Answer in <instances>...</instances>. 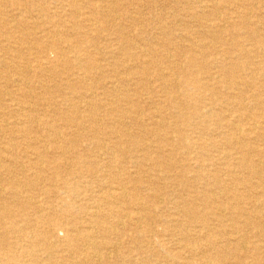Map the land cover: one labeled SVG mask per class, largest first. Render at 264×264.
Listing matches in <instances>:
<instances>
[{
  "label": "rangeland",
  "instance_id": "obj_1",
  "mask_svg": "<svg viewBox=\"0 0 264 264\" xmlns=\"http://www.w3.org/2000/svg\"><path fill=\"white\" fill-rule=\"evenodd\" d=\"M14 1L0 4V127L7 131L0 153H14L20 172L12 179L0 173V264H85L84 256L72 255L75 241L66 240L72 226L83 234L96 229L93 245L104 261L92 257L96 262L88 264H264V75L248 68L252 62L264 68V0H108L104 10L96 6L100 0ZM74 44L78 51H69ZM231 59L243 68L226 69ZM83 72L87 82L79 78ZM68 100L78 105L77 116ZM114 108L120 111L112 114ZM57 145L71 155L60 157ZM255 150L260 157L251 155ZM37 153L57 172L47 170L40 180L22 171L20 165L38 162ZM244 156L261 164L250 182L251 170L238 168ZM220 188L245 197L236 200L238 211L224 193L212 195ZM120 189L149 205L150 214L133 201L120 203L125 215L109 217L117 232L111 240L93 224L92 199ZM116 197H109L115 205ZM205 209L215 216L210 222ZM109 212L101 204L99 215Z\"/></svg>",
  "mask_w": 264,
  "mask_h": 264
},
{
  "label": "bare ground",
  "instance_id": "obj_2",
  "mask_svg": "<svg viewBox=\"0 0 264 264\" xmlns=\"http://www.w3.org/2000/svg\"><path fill=\"white\" fill-rule=\"evenodd\" d=\"M5 0H0V4H2L3 2H4ZM20 0H16V1H14V3L15 4H18V2H19ZM108 0H100L98 3H97V7L100 9V10H104V9H106L107 8V6H103V3H105V2H107ZM211 1H213V0H211ZM34 3V2H33ZM86 3V2H85ZM202 3V2H201ZM235 3V2H234ZM254 3V2H253ZM31 4V3H30ZM84 4V3H83ZM96 4V3H95ZM226 4V3H225ZM74 5V4H73ZM227 5V4H226ZM248 6V5H247ZM250 6V5H249ZM256 6H257V4H256ZM58 7V6H57ZM242 7H244V6H242ZM45 8V7H44ZM236 8V7H235ZM238 8V7H237ZM250 8V7H249ZM233 9V8H232ZM239 9H240V7H239ZM52 10V9H51ZM242 10V9H241ZM246 11V10H245ZM1 12V11H0ZM61 12V11H60ZM201 12H202V10H201ZM241 12V11H240ZM70 13V12H69ZM233 13H235V12H233ZM236 13H238V12H236ZM250 13V12H249ZM62 14V13H61ZM66 14H68L67 12H66ZM216 14V13H215ZM219 14V13H218ZM250 14H252V13H250ZM241 15H242V13H241ZM253 15V14H252ZM77 16H78V13H77ZM87 16V15H86ZM217 16V15H216ZM236 17H237V15H235ZM245 16V15H244ZM88 17V16H87ZM94 18V17H93ZM214 18V17H213ZM238 18V17H237ZM46 19V18H45ZM216 19V18H215ZM219 19V18H218ZM225 19H227L226 17H225ZM247 19H248V17H247ZM0 20H1V18H0ZM91 20V19H90ZM234 20V19H233ZM252 20V19H251ZM254 20V19H253ZM262 20V19H261ZM61 21V20H60ZM63 22H64V20H62ZM112 21V20H111ZM232 21V20H231ZM1 22V21H0ZM240 22V21H239ZM255 22H257V21H255ZM262 22H263V20H262ZM73 23V22H72ZM79 23H81V22H79ZM110 23H112V22H110ZM247 23H248V21H247ZM251 23V22H250ZM91 24V23H90ZM95 24H98V23H95ZM252 24V23H251ZM263 24V23H262ZM85 25V24H84ZM108 25V24H107ZM248 25H250V24H248ZM261 25V24H260ZM97 26V25H96ZM259 26V25H258ZM80 27V26H79ZM88 27V26H87ZM90 27V26H89ZM221 27V26H220ZM84 28V27H83ZM82 28V29H83ZM119 28V27H118ZM223 28V27H222ZM52 29V28H51ZM114 30V29H113ZM71 31H72V28H71ZM74 31V30H73ZM81 31V30H80ZM79 31V32H80ZM48 32V31H47ZM68 32V31H67ZM81 33V32H80ZM88 33V32H87ZM256 33V32H255ZM19 34H20V32H19ZM78 34V36L79 37H81L82 35L81 34H79V33H77ZM42 35V34H41ZM75 35V34H74ZM9 36V35H8ZM2 37V36H1ZM23 37V36H22ZM30 37V36H29ZM62 37H63V35H62ZM61 37V38H62ZM121 37V36H120ZM222 37V36H221ZM46 38V37H45ZM72 39V38H71ZM104 39V38H103ZM182 39V38H181ZM223 39V38H222ZM85 40V39H84ZM123 40V39H122ZM236 40V39H235ZM8 41V40H7ZM12 41V40H11ZM32 41H34V40H32ZM62 41V40H61ZM124 41V40H123ZM171 41V40H170ZM10 42V41H9ZM85 42V41H84ZM12 42H10V44H11ZM130 43H132V42H130ZM174 43V42H173ZM173 43H171V44H173ZM57 44V43H56ZM151 44V43H150ZM153 44V43H152ZM89 45V44H88ZM149 45V44H148ZM163 45V44H162ZM35 46V45H34ZM94 46V45H93ZM127 46H128V44H127ZM160 46V45H159ZM15 47V46H14ZM129 47V46H128ZM185 48V47H184ZM50 50H54L53 49V47L52 48H49ZM16 50V49H15ZM30 50V49H29ZM68 50L69 51H72V52H77L78 51V44H74V45H70L69 46V48H68ZM88 50V49H87ZM126 50V49H125ZM161 50V49H160ZM170 50V49H169ZM172 50V49H171ZM185 50V49H184ZM230 50V49H229ZM18 51H19V49H18ZM31 51V50H30ZM43 51V50H42ZM130 51H131V49H130ZM133 51V50H132ZM135 51H138V50H135ZM29 52V51H28ZM92 52V51H91ZM140 52V51H139ZM151 52V51H150ZM150 52L148 53V54H150ZM181 52V51H180ZM216 52V51H215ZM41 53H43V54H46L47 53V51H43V52H41ZM93 53V52H92ZM128 53H130L129 51H128ZM128 53H126L127 55H128ZM169 53V52H168ZM167 53V54H168ZM251 53V52H250ZM36 54V53H35ZM94 54V53H93ZM125 54V55H126ZM134 54V53H133ZM136 54V53H135ZM147 54V55H148ZM218 54V53H217ZM29 55H31L30 54V52H29ZM67 55H69L68 53H67ZM96 55V54H95ZM99 55V54H98ZM121 55V54H120ZM143 55V54H142ZM145 55V54H144ZM169 55H171V54H169ZM76 56V55H75ZM83 56V55H82ZM130 56V55H129ZM146 56V55H145ZM158 56H159V54H158ZM32 57H34V56H32ZM85 57V56H84ZM148 57H149V55H148ZM151 57V56H150ZM169 57V56H168ZM167 57V58H168ZM255 57V56H254ZM77 58V57H76ZM79 58H80V56H79ZM97 58V57H96ZM160 58V57H159ZM185 58V57H184ZM257 58V57H256ZM70 59H72V57H70ZM99 59V58H98ZM128 59V58H127ZM91 61V60H90ZM104 61V60H103ZM171 61V60H170ZM174 61V60H173ZM172 61V62H173ZM187 61H188V63H190L191 65H193L195 62H196V59L192 56V57H188L187 58ZM204 62V61H203ZM233 61H232V59H231V64H230V67H225L226 69H232V70H234V69H236V70H241L242 68H243V64H240V63H238V62H234V63H232ZM59 63H60V61H59ZM167 63H168V61H167ZM54 64V63H53ZM153 64V63H152ZM234 65V66H233ZM260 65H261V63H254V62H252V63H250L249 64V66H248V68L249 69H260V70H262L263 71V75H264V68H260ZM98 66V65H97ZM119 66V65H118ZM137 66V65H136ZM183 66V65H182ZM93 67V66H92ZM100 67V66H99ZM126 67V66H125ZM67 68V67H66ZM95 68V67H94ZM116 68V67H115ZM127 68V67H126ZM196 68V67H195ZM215 68V67H214ZM123 69V68H122ZM162 69V68H161ZM246 69V68H245ZM163 70H165V69H163ZM166 70H168V69H166ZM173 70H175V69H173ZM193 70V69H192ZM197 70V69H196ZM229 70V71H230ZM190 71V70H189ZM217 71V70H216ZM125 72V71H124ZM168 72V71H167ZM178 72H180V70L178 71ZM178 72H176V73H178ZM191 72V71H190ZM193 72V71H192ZM200 72V71H199ZM231 72V71H230ZM248 72V71H247ZM126 73V72H125ZM234 73V72H233ZM256 73V72H255ZM78 74V73H77ZM167 74V73H166ZM170 74V73H169ZM172 74V73H171ZM179 74V73H178ZM197 74V73H196ZM227 74H229V73H227ZM126 75H127V73H126ZM174 75V74H173ZM223 75V74H222ZM43 76V75H42ZM77 76V75H76ZM134 76H136V75H134ZM175 76H177V75H175ZM187 76V75H186ZM221 76V75H220ZM252 76H255V75H252ZM45 77V76H44ZM184 77V76H183ZM188 77V76H187ZM248 77V76H247ZM79 78L82 80V81H84V82H87V80H88V74L86 73V72H83V73H81V75H79ZM146 78H147V76H146ZM178 78V77H177ZM191 78H193V77H191ZM220 78V77H219ZM144 79V78H143ZM27 80V79H26ZM178 80V79H177ZM131 81V80H130ZM129 81V83H131ZM179 81H180V79H179ZM195 83H197L196 81H194ZM250 82V81H249ZM17 83V82H16ZM20 83L21 82H18L17 83V85H18V87L20 88V87H22L21 85H20ZM191 84H192V82H190ZM235 83V85L237 86V87H239L240 88V86H243L244 84H242V83H240V82H237V81H235L234 82ZM87 85H89V86H93L92 84H89V83H86ZM151 84V83H150ZM176 84H178V83H176ZM175 84V85H176ZM201 84V83H200ZM206 84H209V83H206ZM211 84V83H210ZM9 85V84H8ZM11 85V84H10ZM179 85V84H178ZM247 85V84H246ZM1 86V85H0ZM12 86V85H11ZM115 86V85H114ZM213 86V85H212ZM86 87V86H85ZM176 87H178V86H176ZM214 87H217V86H214ZM229 87V86H228ZM227 87V88H228ZM146 88H149V87H146ZM195 88H197V87H195ZM204 88V87H203ZM227 88H226V90H227ZM248 88V87H247ZM93 89V88H92ZM92 89H90V91L92 90ZM98 89H101V88H96L95 90H93L92 92H94V91H96V90H98ZM145 89V88H144ZM237 89V88H236ZM245 89V88H244ZM56 90V89H55ZM238 90V89H237ZM108 92H109V90H107ZM114 91L116 92L117 91V89H114ZM143 91V90H142ZM165 91V90H164ZM193 91V90H192ZM16 92V91H15ZM30 92V91H29ZM39 92V91H38ZM63 92V91H62ZM138 92V91H137ZM145 92V91H144ZM235 92V91H234ZM2 93V92H1ZM19 93V92H18ZM17 93V94H18ZM65 93V92H64ZM142 93V92H141ZM7 94V93H6ZM8 94H9V92H8ZM7 94V95H8ZM28 94H31V93H28ZM62 94V93H61ZM101 94H103V93H101ZM113 94H114V92H113ZM140 94V93H139ZM222 94V93H221ZM245 94V93H244ZM85 95H86V97H87V99H85V102H86V105L89 107V109L91 108V109H93L94 111H95V106L97 105V103L95 102V100L94 99H92L91 98V96L89 95V94H87V93H85ZM152 95V94H151ZM173 95V94H172ZM229 95V94H228ZM239 95V94H238ZM247 95V94H246ZM65 96V95H64ZM70 96V95H69ZM68 96V97H69ZM101 96V95H100ZM170 96V95H169ZM222 96V95H221ZM245 96V95H244ZM258 96V95H257ZM17 97V96H16ZM59 97V96H58ZM63 97V96H62ZM67 97V98H68ZM73 97V96H72ZM71 97V98H72ZM96 97H98V96H96ZM168 97V96H167ZM241 97H243V96H241ZM247 97V96H246ZM252 97V96H251ZM250 97V98H251ZM70 98V97H69ZM76 98H77V96H76ZM216 98V97H215ZM223 98V97H222ZM253 98V97H252ZM26 99V98H25ZM29 99V98H28ZM219 99H220V97H219ZM218 99V100H219ZM229 99V98H228ZM254 99H255V97H254ZM19 100V99H18ZM27 100V99H26ZM118 100V99H117ZM122 100V99H121ZM252 100V99H251ZM8 101V100H7ZM64 101H67V100H65V99H63V102ZM74 101H77V99L76 100H74ZM113 101V100H112ZM204 101V100H203ZM8 102H10V101H8ZM245 102H246V100H245ZM255 102V101H254ZM257 102H258V100H257ZM4 103V102H3ZM68 103H69V105H70V103H72V101H70V100H68ZM77 103V102H76ZM80 103V102H79ZM191 103H192V101H191ZM260 103V102H259ZM1 104V103H0ZM5 104V103H4ZM110 104V103H109ZM219 104V103H218ZM241 104H242V102H241ZM240 104V105H241ZM247 104V103H246ZM107 105V104H106ZM124 105V104H123ZM248 105V104H247ZM256 105V104H255ZM262 105H263V103H262ZM1 106V105H0ZM36 106V105H35ZM109 106V105H108ZM127 106V105H126ZM227 106H229V105H227ZM251 106V105H250ZM175 107V106H174ZM214 107V106H213ZM252 107V106H251ZM70 112H71V114L72 115H76L77 116V114H78V112H79V107H78V105L77 106H73V105H70ZM211 108V107H210ZM218 108H220V107H218ZM258 108V107H257ZM260 108V107H259ZM30 109V108H29ZM261 109V108H260ZM13 110V109H12ZM21 110V109H20ZM25 110V109H24ZM66 110V109H65ZM64 110V111H65ZM238 110V109H237ZM251 110V109H250ZM254 110V109H253ZM259 110V109H258ZM28 111V110H27ZM101 111V110H100ZM118 111H120V110H118L117 108H114L112 111H111V113L112 114H114V113H116V112H118ZM211 111V110H210ZM214 111V110H213ZM241 111V110H240ZM255 111V110H254ZM19 112V111H18ZM26 112V111H25ZM208 112V111H207ZM2 113H4V111L2 112ZM232 113V112H231ZM10 114H11V112H10ZM161 114V113H160ZM208 115L209 114H212V113H207ZM227 114V113H226ZM242 114V113H241ZM248 114V113H247ZM250 114V113H249ZM1 116H3V115H1ZM11 116V115H10ZM17 116V115H16ZM24 116V118H27V115H23ZM239 116V115H238ZM39 117V116H38ZM4 118V117H3ZM12 118V117H11ZM200 118V117H199ZM243 118V117H242ZM28 119V118H27ZM30 119V118H29ZM91 120L90 121H92L93 123L95 122L96 124H98V122H97V120H96V118L93 116V117H91L90 118ZM187 119V118H186ZM198 119V118H197ZM207 119V118H206ZM246 119V118H245ZM188 120V119H187ZM205 120V119H204ZM247 120H248V118H247ZM196 121V120H195ZM234 121V120H233ZM147 122V121H146ZM7 123V122H6ZM37 123V122H36ZM65 123H68V121H66ZM3 124V123H2ZM13 124V123H12ZM23 124V123H22ZM8 125V124H7ZM21 125V124H20ZM46 125H49V124H46ZM52 125L53 124H51L50 125V127H52ZM6 126V125H5ZM13 126V125H12ZM23 126V125H22ZM97 126V125H96ZM115 126H117V125H115ZM114 126V127H115ZM207 126V125H206ZM10 127V126H9ZM244 127V126H243ZM7 128V127H6ZM239 128V127H238ZM241 128V127H240ZM16 129V128H15ZM23 129H24V127H23ZM103 129V128H102ZM111 129V128H110ZM131 129V128H130ZM261 129V128H260ZM8 130V129H7ZM58 130H59V128H58ZM69 130V129H68ZM238 130V129H237ZM254 131L253 132H255V128L253 129ZM28 131V130H27ZM63 131V130H62ZM100 132H101V130H99ZM6 129H5V127H0V134H2V133H4V134H6ZM10 132V131H9ZM38 132V131H37ZM92 132V131H91ZM94 132H95V130H94ZM240 132V131H239ZM242 132V131H241ZM18 133H22V129H21V131H19ZM112 133H114V132H112ZM259 133H260V131H259ZM3 134V135H4ZM8 134V133H7ZM22 134H24V133H22ZM83 134V133H82ZM100 133H98L97 132V130H96V132H95V136L96 135H99ZM104 134V133H103ZM244 134V133H243ZM243 134H240V135H242L243 136ZM262 134V133H261ZM255 135H256V133H255ZM241 136V137H242ZM261 136V135H260ZM53 137V139H56V137L57 136H54V135H51V137H49V138H52ZM244 138H245V136H243ZM247 137V136H246ZM251 137H252V135H251ZM215 138V137H214ZM257 138V137H256ZM255 138V139H256ZM254 139V138H253ZM245 141V140H244ZM93 142V141H92ZM91 142V143H92ZM236 142H238V141H236ZM4 143V142H3ZM3 143H0V144H3ZM53 143V142H52ZM56 143V142H55ZM202 143V142H201ZM95 144V143H94ZM24 145V144H23ZM243 146H240L241 148L242 147H245L246 146V144H242ZM13 146V145H12ZM238 146V145H237ZM96 147L97 148H100V146L99 145H96ZM54 148V151H57V152H61V154H60V157L61 156H68V154H70V153H68L64 148H63V146H61V145H57L56 147H53ZM8 151H11V144H10V146L8 147ZM37 149V148H36ZM43 149V148H42ZM199 149H201V148H199ZM250 149V148H249ZM261 149H263V148H261ZM5 150V149H4ZM13 150V149H12ZM16 150V149H15ZM34 151H36L35 150V148L33 149ZM33 151V152H34ZM252 151V150H251ZM3 152V151H2ZM24 152V151H23ZM44 152V151H43ZM49 152V151H48ZM111 153L115 156V154H116V152H115V149L113 148L112 150H111ZM29 154V153H28ZM47 154V153H46ZM76 154V153H75ZM240 154H241V152H240ZM249 154V153H248ZM71 155V154H70ZM246 155V154H245ZM250 155V154H249ZM251 155H253L254 157H260V155H261V153H260V151H256L255 150V152H252L251 153ZM32 156H34V155H32ZM37 159H39V160H37L38 162H35V163H27V165L25 166V165H20V168L22 169V171L24 170L25 171V169L26 170H29V171H31V170H33L32 172H34L35 173V175H39V177H40V180H41V175L42 174H44L45 173V171H52L54 168H55V162H48V161H45V159H44V156L43 155H40V154H38L37 153ZM66 156V157H67ZM145 156V155H144ZM231 156V155H230ZM241 156V155H240ZM239 156V157H240ZM246 156H248V155H246ZM7 158H5L3 155H2V153H0V173L1 174H6V175H8V177H9V179H12V178H14V177H16V175H17V177H18V173L20 172V170H19V162H18V158H16V156L14 155V153H12V152H9V155L8 156H6ZM51 157H53V156H51ZM69 157V156H68ZM95 157V156H94ZM5 158V159H4ZM80 158H81V156H80ZM248 158H250V159H245V156H244V158L242 159V158H240V159H242L240 162H237V163H239V167L238 168H240L241 170H248V171H250L249 172V176L251 175V179L250 178H245L246 179V181L248 180L249 182L250 181H252V179H254L255 178V176L258 174L257 173V170L255 169V168H261V164L259 163H257L256 161H254L253 160V158H251V157H248ZM95 160H98V158L97 159H95ZM26 161V160H25ZM71 161V160H70ZM80 161V160H79ZM83 161H85V160H83ZM150 161V160H149ZM33 162H34V160H33ZM153 162V161H152ZM9 163H10V165H9ZM264 164V163H263ZM9 165V166H8ZM67 165V164H66ZM96 165V164H95ZM115 165V164H114ZM93 167V166H92ZM154 167V166H153ZM68 170V169H67ZM72 170V169H71ZM200 170V169H199ZM19 171V172H18ZM55 171L57 172V170H56V168H55ZM107 172V171H106ZM148 172V171H147ZM27 173V172H26ZM160 173V172H159ZM194 173V172H193ZM30 174V173H29ZM33 175V174H32ZM52 175V174H51ZM68 175H70V174H68ZM259 175V174H258ZM50 176V175H49ZM91 176V175H90ZM16 177V178H17ZM26 177V176H25ZM36 177V176H35ZM39 177H37L35 180L37 181V182H39V186H41L42 184H41V182H40V180H39ZM73 177H75V176H73ZM19 178V177H18ZM22 178V177H21ZM50 178V177H49ZM7 179V178H6ZM8 179V180H9ZM214 179V178H213ZM8 180H7V182H8ZM31 180V179H30ZM45 180H47V179H45ZM104 180H105V178H104ZM124 180V179H123ZM106 181V180H105ZM57 182H60V181H57ZM26 183V182H25ZM31 183V182H30ZM32 183H33V181H32ZM55 183V182H54ZM34 184V183H33ZM55 184H57V183H55ZM59 184V183H58ZM216 184H219V181L216 179V180H214V183L211 185V186H215V187H217L216 186ZM120 185V184H119ZM38 186V187H39ZM49 186V185H48ZM110 186V185H109ZM252 186V185H251ZM258 185H256V187H257ZM1 187H3V186H0V198L2 197V189H1ZM5 187V186H4ZM50 187H53V186H50ZM260 187H261V185H260ZM7 188V187H6ZM33 188V187H32ZM62 188V187H61ZM61 188H59V189H61ZM261 188H263V187H261ZM63 189V188H62ZM14 191V190H13ZM61 191V190H60ZM223 191V192H222ZM4 192V191H3ZM64 192H65V190H64ZM195 192V191H194ZM200 192V191H199ZM206 192V191H205ZM220 192V193H219ZM219 192H217L218 194L216 195V194H212V195H214V196H216V198L217 199H219L222 195H223V193L225 194V196L224 197H226L227 199H229V201H230V207H231V209L232 210H235V211H238L240 208V206H239V202H236V200L238 201V200H241V199H245V197L244 196H242V194H240L239 192H237V194L238 195H235V193H232L230 190L228 191V189H219ZM139 193V192H138ZM141 193V192H140ZM196 193V192H195ZM198 193V192H197ZM227 193H228V195H227ZM234 194V196H232V197H229V195L230 194ZM10 194V193H9ZM26 194V193H25ZM105 193H101V195H96L92 200H93V202H94V204L95 205H91V209H93V208H95L96 209V217H94V221H93V224H94V226L95 227H97V228H99L101 231H102V233L103 234H105L106 236H107V238L108 239H111L110 238V236L112 235V234H116L117 232L115 231V229H114V227L112 226V221L113 220H109V217L111 216V215H117V216H124L125 215V211H123L124 209H122V207H119V205H120V203H122V202H124L125 200H126V202H127V200H130L131 202L133 201L134 202V204H135V206H137L140 210H141V212H144V213H147V215L148 214H150L149 213V205H147L146 203H137V201H138V199H137V201L135 200L136 199V197L134 196V193H129V192H127L125 189H120L119 191L117 190H115V191H112V193H110V194H112L111 196H110V194H108V195H104ZM116 195L117 197H116V200L117 201H119V203H117V205H115V204H113V203H111L110 202V198L109 197H113V195ZM37 195V194H36ZM206 195V194H205ZM259 195V194H258ZM260 198H264V189H262V191H261V193H260ZM7 196V195H6ZM33 196H35V195H33ZM38 196V195H37ZM42 196V195H41ZM182 196V195H181ZM186 196V195H185ZM190 197H191V195H190ZM21 198V197H20ZM112 199V198H111ZM226 199V200H227ZM14 200V199H13ZM12 200V201H13ZM92 200H90V201H92ZM156 200V199H155ZM225 200V201H226ZM8 201V200H7ZM11 201V200H10ZM232 201H234V202H232ZM43 202V201H42ZM196 202V201H195ZM197 202H201V201H197ZM3 204V203H2ZM39 204H41V202L39 203ZM101 204H103V205H107V208H108V210L110 211L109 212V214H106V216H103V217H101L100 215H99V211L101 210ZM194 204V203H193ZM192 204V205H193ZM198 204V203H197ZM204 204V203H203ZM16 205H17V203H16ZM34 205V204H33ZM94 206V207H93ZM207 205L205 204V207H206ZM2 207V206H1ZM192 207V206H191ZM261 207H264V202L262 203V205H261ZM260 207V208H261ZM3 208V207H2ZM259 208V209H260ZM262 209V212H264V208H261ZM99 210V211H98ZM4 213H7L8 214V210L5 208L4 209ZM183 211H185V210H183ZM183 211H181L182 213H183ZM188 211V210H187ZM52 212V211H51ZM14 213V212H13ZM19 213V212H18ZM6 214V215H7ZM40 214V213H39ZM46 215H48L47 213H45ZM44 214V215H45ZM202 214H206V215H203V216H206L207 217V215H209L208 216V221L207 222H210L211 220H213L214 218H215V216L213 217L212 216V214L208 211V212H206V209L204 210V213H202ZM42 216H43V214H41ZM183 215V214H182ZM218 215V214H217ZM239 215H240V213H239ZM19 216V215H18ZM22 216V215H21ZM41 216V217H42ZM127 216V215H126ZM34 217V216H33ZM213 217V218H212ZM4 218H6V217H4ZM36 218V217H35ZM64 218H65V216H64ZM138 218H141V217H138ZM146 218V217H145ZM212 218V219H211ZM24 219V218H23ZM41 219V218H40ZM195 219V218H194ZM211 219V220H210ZM81 220V219H80ZM109 220V221H108ZM1 221V220H0ZM27 221V220H26ZM26 221H24V222H26ZM29 221V220H28ZM35 221V220H34ZM79 221V220H78ZM139 221H142V220H139ZM144 221V220H143ZM8 222V221H7ZM6 222V223H7ZM3 223V222H2ZM63 223V222H62ZM71 223V222H70ZM70 223L68 224V226H70ZM76 223V222H75ZM216 223V222H215ZM5 224V223H4ZM27 224V223H26ZM39 224V223H38ZM43 224V223H42ZM264 224V223H263ZM71 225H73L72 223H71ZM185 225H186V223H185ZM17 226V225H16ZM51 226H53V225H50L49 227H51ZM28 227V226H27ZM55 227V226H54ZM73 227V226H72ZM71 227V229H67V234H72L71 236H68L67 238H66V240L67 241H69V242H71V241H75V243L77 244L75 247V250H73V252H72V255H74V253H75V251H76V254H80V255H82V256H84V258H83V260H80L81 262H86L85 264H88L90 261L91 262H93V261H95V260H93V258L95 259L96 258V261H101L102 262V260L104 259V257H103V255L101 254V253H99V252H96L95 251V248H98V246H95V245H93V244H96V243H93V242H95V239H96V237H92L91 236V232H93L94 230H96L95 228H94V230L93 231H89V232H87V234H83V233H78V231H74V229H75V226L72 228ZM16 228H18V227H16ZM23 229H25L24 227H22ZM30 228V227H29ZM57 228H63V224H61L60 226L58 225L57 227H56V229ZM234 228H236L235 226H234ZM19 229V228H18ZM21 229V228H20ZM1 230V229H0ZM80 230V229H79ZM211 230V229H210ZM2 231V230H1ZM16 231V230H15ZM47 232V234L51 231V232H53L54 233V231L53 230H51V229H49L48 228V230H46ZM65 231V230H64ZM68 231H70V233L68 232ZM152 231H153V229H152ZM151 231V232H152ZM10 232V231H9ZM20 232V231H19ZM97 232V231H96ZM148 233V232H147ZM262 233V232H261ZM31 234V233H30ZM94 235V234H93ZM264 235V232L262 233V236ZM95 236H98V235H95ZM2 237V236H1ZM48 237V236H47ZM115 237V236H114ZM135 238H136V236H134ZM140 237V236H139ZM101 238H102V236H101ZM1 239V238H0ZM6 239H8V238H6ZM10 239H11V236H10ZM38 239H40V238H38ZM171 239V238H170ZM99 240V239H98ZM112 240V239H111ZM119 240V239H118ZM162 240H165V239H162ZM41 241H42V239H41ZM62 241V240H61ZM60 241V242H61ZM13 242V241H12ZM47 242V241H46ZM68 242V243H69ZM102 242H104V241H102ZM113 242V241H112ZM116 242V241H115ZM120 242H121V240H120ZM233 242V241H232ZM48 243V242H47ZM62 243H65V242H62ZM118 243V242H117ZM4 244V243H3ZM2 244V245H3ZM109 244V243H108ZM107 244V246H109ZM54 245V244H53ZM79 245H80V247L81 248H79ZM99 245V244H98ZM104 245V244H103ZM106 245V244H105ZM114 245H115V243H114ZM15 246V245H14ZM51 246V245H50ZM92 246V247H91ZM54 247V246H53ZM106 247V246H105ZM139 247V246H138ZM20 248V247H19ZM66 248V247H65ZM256 250H260V248H257V247H254ZM253 248V251H255V249ZM144 249H145V247H144ZM263 249V248H262ZM55 251V250H54ZM100 251V250H99ZM105 251V250H104ZM92 252V253H91ZM93 252H94V254H93ZM136 252V251H135ZM143 252V251H142ZM151 252V251H150ZM109 253V252H108ZM128 253L129 252H127V255H128ZM152 253V252H151ZM30 254V253H29ZM144 254V253H143ZM50 255H52V254H50ZM58 255H60V254H58ZM71 255V254H70ZM69 255V256H70ZM181 255V254H180ZM53 256V255H52ZM111 256V255H110ZM4 257V256H3ZM6 257V256H5ZM51 257V256H50ZM59 257V256H58ZM71 257V256H70ZM93 257V258H92ZM106 257V256H105ZM230 257V256H229ZM11 258V257H10ZM32 258V257H31ZM52 258V257H51ZM108 258V257H107ZM106 258V259H107ZM159 258V257H158ZM166 258H168V257H165V259ZM182 258V257H181ZM33 259V258H32ZM50 259V258H49ZM203 259V258H202ZM113 260V259H112ZM95 261V262H96ZM104 261V260H103ZM108 261V260H107ZM12 262V261H11ZM22 262H24V261H22ZM45 262V260L42 262V263H44ZM48 262V261H47ZM50 262V261H49ZM74 262H76L75 260H74ZM140 262V261H139ZM100 263V262H99ZM98 263V264H99ZM48 264V263H47ZM70 264V263H69ZM76 264H77V262H76ZM104 264V263H103ZM107 264V263H106ZM207 264H215L212 260H207ZM242 264H244V263H242ZM258 264V263H257Z\"/></svg>",
  "mask_w": 264,
  "mask_h": 264
}]
</instances>
